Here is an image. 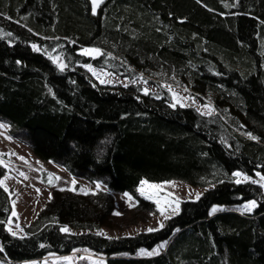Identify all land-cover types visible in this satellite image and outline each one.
Returning a JSON list of instances; mask_svg holds the SVG:
<instances>
[{
	"label": "trees",
	"instance_id": "1",
	"mask_svg": "<svg viewBox=\"0 0 264 264\" xmlns=\"http://www.w3.org/2000/svg\"><path fill=\"white\" fill-rule=\"evenodd\" d=\"M91 8V0H0V116L25 130L37 156L91 181L106 176L108 188H56L25 233L13 235L12 196L0 186V264L79 248L106 264H264V188L232 175L264 174V0H104L96 15ZM85 45L103 54L84 55ZM84 63L131 82L101 83ZM145 75L190 87L216 110L173 107L161 84L145 95L135 82ZM4 173L0 164V180ZM142 178L213 186L182 200L157 231L98 234L123 221L113 192H135ZM138 197L137 209L153 210ZM249 199L257 201L251 212H212ZM65 225L77 231L62 232ZM161 242L159 254L137 253Z\"/></svg>",
	"mask_w": 264,
	"mask_h": 264
},
{
	"label": "rangeland",
	"instance_id": "2",
	"mask_svg": "<svg viewBox=\"0 0 264 264\" xmlns=\"http://www.w3.org/2000/svg\"><path fill=\"white\" fill-rule=\"evenodd\" d=\"M93 48L99 47L85 45L82 46L79 51L83 53L84 49ZM85 65L92 66L91 71L87 67L86 68L92 74L95 73V75H93L98 78L100 82L103 80L106 81L105 83L111 85L127 84L131 82L128 77L117 74L105 67L96 66L92 63H84L83 66L85 67ZM135 82L141 83L143 90L147 89L148 92L158 90L159 84L168 89V86H171L170 92L172 94L173 104L175 105H194L205 113H211L216 110L213 101L193 91L190 87L167 81L158 82L156 78L148 75L138 78ZM0 124L5 125V127L0 128V160L4 161L3 165L5 167L2 180L12 196V212L14 210L17 213V216H12L11 214L7 221V226L12 232L23 235L25 233V225L31 223L35 219L37 214L48 202L49 194H51L52 197L56 188H74L79 191L81 188H84L89 191H96L99 189H96L95 184L99 182L101 184L100 189H108L105 184L106 176L91 181L84 177L73 175L64 164L37 156L27 143L24 134L25 130L21 128L18 129L9 118L0 116ZM20 157L24 159L21 160ZM237 172L242 173V176L237 177V179L244 181L243 177L246 175L250 178V181L255 180L259 184H264V181L260 179V176L264 174L260 171H257L254 176L242 171ZM20 173H24L28 178L25 179ZM257 173L260 175H257ZM49 174H52L54 177H60L61 179H53L52 184H49ZM73 179L76 180L75 185L72 184ZM142 180H147L150 184L162 185L161 189L158 191L146 188L149 194L156 191V195L150 199L154 203L153 210H147L146 208L137 209V204L139 203L138 195L142 196L138 191L141 187L140 182ZM140 182L136 185L135 192L131 190L113 192L116 201L115 213H121V215L117 216L123 219V221L122 223L115 221L116 224L114 223L115 225L113 224L112 226H102V228L96 230L97 232L102 230L104 235L118 236L123 234H134L141 230H147L148 228H158L161 223L164 224L166 220L165 216L173 215L172 208L176 207L175 201L177 199L180 201L178 205L180 210L182 200L196 199L197 194L200 196L207 188L213 186V184L209 186L194 185L181 178L159 181L142 178ZM36 189L40 190L39 193ZM124 193H128L132 196L133 200L130 202ZM142 197L145 198V196ZM156 199L160 200V207L165 209L164 215H161L157 204L154 202ZM252 200L255 199L245 200L236 206L215 204L212 209L214 207L218 209L228 207L242 211L243 206ZM13 201H15L14 205ZM130 203L134 206H130ZM9 220L11 222H9ZM17 225L19 227H17ZM66 226H68L70 231H77L69 225ZM164 244L165 242H161L153 247H141L138 249L137 253L139 255H147L146 253L152 252L158 248L160 251L162 248L160 246H164ZM19 264H106V261L104 257L94 254L86 248H79L71 253L61 255L54 254L42 258L24 260Z\"/></svg>",
	"mask_w": 264,
	"mask_h": 264
},
{
	"label": "snow or ice",
	"instance_id": "3",
	"mask_svg": "<svg viewBox=\"0 0 264 264\" xmlns=\"http://www.w3.org/2000/svg\"><path fill=\"white\" fill-rule=\"evenodd\" d=\"M104 2V0H91V4H92V8H91V11H92V14L93 15H96L97 14V9H98V7L102 4ZM29 31H31L30 29H29ZM0 32H2V30H0ZM7 35L8 36H11L12 34L11 33H7ZM32 47H33V50L34 51H40L41 49L37 46V45H35V44H33L32 45ZM83 54L84 55H89V56H95V55H102L103 53L101 52V50L99 49V48H93V49H84L83 50ZM52 59H53V62L54 63H56V62H58L59 60H60V57H52ZM17 63H19V61H17ZM60 66V69H61V71H63L64 70V68L66 67V65H64V64H60L59 65ZM85 67H87L90 71L92 70V66L91 65H85ZM94 75H95V73H93ZM106 81H101V83H105ZM127 85H125V87H126ZM169 87V90L171 91V86H168ZM144 94L145 95H148L149 93H148V90L147 89H145L144 90ZM173 107H175V104H173L172 105ZM181 106H183V105H181ZM210 114V113H209ZM3 127H5V125H3V124H0V128H3ZM252 139H256V137H254V136H251V134L249 133L248 134ZM20 159L21 160H23L24 158L23 157H20ZM4 163V161L3 160H0V164H3ZM20 175L21 176H24V178L25 179H27L28 177L24 174V173H20ZM232 175H234V176H236V177H241L242 176V173L241 172H234ZM257 175H260L259 173H257ZM53 179H55V180H59V179H61L60 177H54L52 174H49V178H48V183L49 184H52V182H53ZM243 179H244V181H247V180H249L250 178L248 177V176H244L243 177ZM260 179H261V181H264V175H261L260 176ZM242 182V180L241 179H237L236 181H235V183H237V184H240ZM252 183H257V181H255V180H252L251 181ZM166 183H174V182H166ZM72 184L73 185H75L76 184V180L75 179H73L72 180ZM140 184H141V187L138 189V191L140 192V195H142V196H145V198H147V199H152L153 198V196L154 195H156V191H158L159 189H161V187H162V185H159V184H150L147 180H142L141 182H140ZM4 185V181L3 180H0V186H3ZM95 187H96V189H100L101 188V184L99 183V182H96V184H95ZM261 187H264V184H261ZM146 188L147 189H151V190H156V191H153L151 194H149L147 191H146ZM61 191H63V190H65V189H60ZM69 190H75L74 188L73 189H69ZM5 191H8V189L5 187ZM36 191L39 193V189H36ZM80 192L81 193H83V194H85V195H87V194H89V190H86V189H84V188H81L80 189ZM92 194H95L94 192L92 193ZM124 195L128 198V200L131 202L132 200H133V197L132 196H130L128 193H124ZM49 199H51V194H49ZM197 199H199V194H197ZM156 204H157V206H158V208H159V211H160V213H161V215H164L165 214V209L163 208V207H160V200L159 199H156L155 201H154ZM179 199H177L176 201H175V204H176V207H173L172 208V214H178V212H179V207H178V205H179ZM15 204V201H13V205ZM130 206H134V205H132L131 203H130ZM257 207V202L255 201V200H252V201H249L248 203H246L244 206H243V212H251L253 209H255ZM219 209L218 208H213L212 209V212L213 213H215L216 211H218ZM115 215H121V213H119V212H116V213H114ZM12 216H17V213L13 210V212H12ZM168 218H170L169 216H165V219H168ZM9 222H11L10 220H9ZM17 227H19L18 225H17ZM160 227L162 228L163 227V224L161 223L160 224ZM62 232H65V233H67V232H69L70 230H69V228H68V226H63L61 229H60ZM158 229H154V228H148L147 229V231H149V232H153V231H157ZM9 231H11V229H9ZM12 234L13 235H16V233L15 232H12ZM98 234H100V235H103L104 233H103V231L101 230L100 232H98ZM160 247H163V245H161ZM143 251V250H142ZM147 255H149V256H151V255H154V254H159V248L158 249H156V250H154V251H152V252H148V253H146Z\"/></svg>",
	"mask_w": 264,
	"mask_h": 264
},
{
	"label": "crops",
	"instance_id": "4",
	"mask_svg": "<svg viewBox=\"0 0 264 264\" xmlns=\"http://www.w3.org/2000/svg\"><path fill=\"white\" fill-rule=\"evenodd\" d=\"M4 175L2 176L1 180L3 179ZM5 187V185H3Z\"/></svg>",
	"mask_w": 264,
	"mask_h": 264
}]
</instances>
